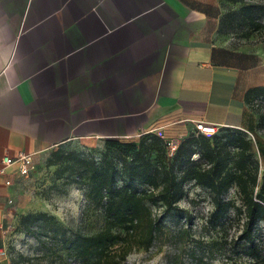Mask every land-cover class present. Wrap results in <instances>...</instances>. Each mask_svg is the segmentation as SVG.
Returning a JSON list of instances; mask_svg holds the SVG:
<instances>
[{"label": "crops", "instance_id": "1", "mask_svg": "<svg viewBox=\"0 0 264 264\" xmlns=\"http://www.w3.org/2000/svg\"><path fill=\"white\" fill-rule=\"evenodd\" d=\"M222 15L221 0H0V264L21 175L5 157L180 141L198 122L256 133L246 94L264 86V52L232 44Z\"/></svg>", "mask_w": 264, "mask_h": 264}, {"label": "trees", "instance_id": "2", "mask_svg": "<svg viewBox=\"0 0 264 264\" xmlns=\"http://www.w3.org/2000/svg\"><path fill=\"white\" fill-rule=\"evenodd\" d=\"M255 8V5L243 4L240 14L259 30L264 25L256 22ZM220 32H230L224 17ZM246 103L258 116L257 131L264 128V86L250 89ZM220 130H226L227 134L219 135ZM219 131L210 137L195 131L179 144L174 160H186L181 173L161 162L154 167L153 153L156 152L159 158L163 154L160 146L167 149L165 141L154 133L144 135L138 145L133 141L106 140L108 153L121 152L119 168L109 161L107 153L104 161L97 165L79 152L58 148L52 153L50 164H60L62 174L76 176L70 182L88 186L89 195L101 205L106 215V224L98 232L69 238L55 217L35 212L23 217L25 231L31 234L44 232L45 237L62 243L67 257L80 264H124L133 252L151 248L163 230L162 221L151 206L163 208V215L178 210V204L187 194L186 185L194 183L213 195L214 209L207 223L225 225L233 214L230 221L234 220L238 226L231 241L243 244L247 256L255 263L264 262V238H261L264 236L257 233L258 225L264 224V172L262 177L259 175L261 161L255 156L252 141L243 135L246 132L230 128H219ZM147 139H152V143L147 144ZM255 143L262 152V141ZM195 154L204 160V167L198 161H192ZM120 180L123 184L118 186ZM134 185L149 188L141 190L133 188ZM232 189L237 191L239 204L224 198Z\"/></svg>", "mask_w": 264, "mask_h": 264}, {"label": "rangeland", "instance_id": "3", "mask_svg": "<svg viewBox=\"0 0 264 264\" xmlns=\"http://www.w3.org/2000/svg\"><path fill=\"white\" fill-rule=\"evenodd\" d=\"M246 3L255 5L256 22L264 25V0H221L222 17L227 19L230 30L223 35L234 45L264 52V28L256 30V26L240 14V7ZM224 134H227L226 130L219 131V135ZM243 135L253 143L255 156L261 161L259 175L262 177L264 148L260 152L255 142L259 140L264 144V128L258 129L253 135ZM143 138L144 136H141L122 141H133L138 145ZM188 138L180 140L179 143L182 144ZM146 143H152V139H147ZM61 148L65 152H79L86 159L95 161L97 165L104 161L107 153L109 161L112 160L118 168L121 167V152L108 153L106 140L70 142ZM54 151L55 149L49 150L34 159L28 174L20 175L16 182V201L6 245L10 264H80L67 257L62 243L45 237L44 232L27 233L22 220L29 213L44 212L55 217L69 238L98 232L106 224V215L101 205L89 195L88 186L70 182L71 179H76V176H68L70 173L62 174L63 166L60 164H50ZM160 151H163V154H160L159 158L156 152L151 156L154 167H158L161 162L181 173L186 166V160H174V156H171L163 145L160 146ZM131 159L130 156L128 160ZM192 159L204 167V160H200L198 154L193 155ZM122 184L120 180L118 186ZM133 188L142 190L149 187L134 185ZM185 189L187 194L178 204V210L170 214L163 215V208L150 205L160 217L163 230L151 248L133 252L124 264H264L255 263L250 259L243 244L231 241L238 226L234 220L230 221L233 214L225 225L207 223L214 209L210 191L194 183L187 184ZM224 198L240 203L236 189H232ZM257 233L264 236L263 223L258 225ZM58 240L61 241L59 238Z\"/></svg>", "mask_w": 264, "mask_h": 264}, {"label": "built area", "instance_id": "4", "mask_svg": "<svg viewBox=\"0 0 264 264\" xmlns=\"http://www.w3.org/2000/svg\"><path fill=\"white\" fill-rule=\"evenodd\" d=\"M195 131L198 134H203V135L210 137V136H213L216 133H218L219 128L216 127L215 125H212V124H206L203 122H198L195 124ZM154 134H156L158 137L162 138L165 141L166 148L169 151V154L171 156H174L176 154L178 148H179V144H180L179 141L165 139L163 132L161 130L155 131ZM3 163L6 166H10V165L17 163L19 165L20 174L26 175L31 170V168L34 164V157L32 155H28V154L22 152L18 155V157L16 159H12L10 157H5L3 159ZM7 184L10 185V182H8ZM8 204L12 205L13 201L10 200ZM7 209H8V207H5V210H7ZM3 254H4V250L0 249V257Z\"/></svg>", "mask_w": 264, "mask_h": 264}]
</instances>
